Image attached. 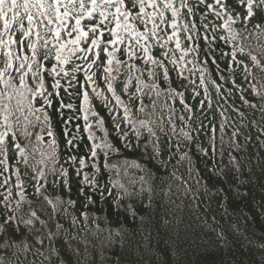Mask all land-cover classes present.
<instances>
[{
    "label": "snow or ice",
    "instance_id": "obj_1",
    "mask_svg": "<svg viewBox=\"0 0 264 264\" xmlns=\"http://www.w3.org/2000/svg\"><path fill=\"white\" fill-rule=\"evenodd\" d=\"M238 3L244 9L243 13L229 10L227 0H195V3L179 0L178 6L176 0H0V56L3 58L0 60V264H79L78 260L66 259L62 250L79 257L81 246H84L86 254L90 244L88 234L95 236L102 231L97 218L90 217L88 212H80L79 216L69 212V208L79 203L78 200L51 197L45 193L49 182L70 192V168H74L76 175L83 177L82 185L86 186L80 190V196L86 199L85 207L96 203L86 188L100 191L101 200L106 192L111 197L112 190L100 185L102 176H98L100 169L96 159L101 152L107 161L112 154H119L122 145L127 155L147 161V165L139 164L135 159L110 165L119 177L109 181L121 190L114 201L117 207L123 198L142 197L145 192L148 193L147 206H151L153 195L170 196L174 184L185 193L192 191L188 183L193 179L190 152L180 150L184 141L190 145L194 140L191 132L195 116L184 100V93L173 87L171 70L165 60L174 65L181 80H188L180 65L193 63L187 59L189 54L199 56L203 51L205 63L216 64L219 68L212 53L219 50L220 45L216 42H223L230 49L222 53L229 75L220 72V81L230 82L232 86L227 89L228 93L239 91L242 103L258 109L264 120V20L253 24L251 30L248 28L257 9L264 13V0H238ZM197 8L203 9L198 23L195 22ZM240 24L242 28L236 27ZM169 28L170 34L167 32ZM181 31L186 47L182 45ZM105 32L110 37L107 40L104 39ZM161 32L165 35H160ZM170 43H174V51L180 52L179 59L169 57L166 50L160 54L164 59L152 54L155 46L168 49ZM209 56H212L210 61ZM73 57L85 64L82 84L75 75L81 70L79 64L71 71L66 69ZM49 59L54 61L50 68L45 65ZM140 61L147 69L151 83L136 75L143 71L137 66ZM124 69L126 71H122ZM237 69H241L243 81L249 84V89L236 83L234 73ZM45 73L52 80L50 88L46 87ZM64 78H70L67 86L61 83ZM72 80H76L78 86L73 85ZM100 80L104 81L106 91L99 90ZM209 82L220 95L224 85L200 69L197 87L203 88L206 99ZM165 84L167 88L163 87ZM70 88L75 89L78 107L64 102L61 92L70 96ZM246 91L258 98V103L246 98ZM153 93L156 99L152 98ZM162 93L170 99L179 97L183 111L178 117L176 110L167 104L157 111ZM199 94L194 88L193 95ZM122 95L127 97L126 102ZM145 98L150 103H146ZM54 99H58V107L53 104ZM93 99L103 100L106 110L122 109V116L111 117L115 143H110L107 138L96 142L94 128H104L106 121L94 110ZM110 100H114L115 105L108 109ZM200 105L203 108L205 101L201 100ZM207 107H211L210 99ZM50 108L61 115L64 109L74 108L82 113V117L77 118L83 119V126L77 125L76 133L68 130L72 116L63 121L65 139L61 143L72 146L78 134L87 133L91 145L86 157L70 155L60 163L52 116L48 112ZM219 114L224 117L221 122L223 131L227 117L223 110ZM240 115L243 117L242 112ZM177 119L183 125L179 130ZM239 133L240 129L234 127L228 145V165L210 169L209 184L214 186L213 176L222 177L229 170L240 169V161L231 151L238 147L235 138ZM261 133L264 134V129ZM161 136L167 138L164 147L161 146ZM21 140L27 143L21 144ZM210 148L213 154L216 151L222 157L225 154L223 139L220 149H216L214 142L210 143ZM198 151L208 154L204 148L198 147ZM36 153L40 159L31 164ZM165 153L168 159L179 154L177 165L187 162V179L177 175L176 166L167 171V162L161 159ZM153 161H159L166 171L159 177V183H156L157 173L161 168ZM21 164L31 169L28 183L22 179L16 166ZM153 168H156L155 172ZM80 217H83L82 226ZM90 219L95 224L91 229ZM62 220L70 221V228H66Z\"/></svg>",
    "mask_w": 264,
    "mask_h": 264
},
{
    "label": "trees",
    "instance_id": "obj_2",
    "mask_svg": "<svg viewBox=\"0 0 264 264\" xmlns=\"http://www.w3.org/2000/svg\"><path fill=\"white\" fill-rule=\"evenodd\" d=\"M233 1L227 0V3L233 2L238 9L237 12L243 13L244 9L238 3V0ZM192 2L195 3V0H192ZM176 3L178 6L179 0H176ZM229 10H232L231 6ZM202 11V8L196 9L195 22H199V14ZM167 15L170 18V13ZM256 16L248 25L249 30L252 29L253 24L264 20V13H261L259 9L256 10ZM149 27L151 26L149 25ZM236 27L242 28L243 25L240 24ZM140 30H143L142 26ZM167 32L170 34L171 29L169 28ZM160 35L164 36L165 34L161 32ZM109 38V35L105 32L104 39ZM180 38L182 45L186 47L187 42L184 40L182 31ZM198 43L202 44L203 42L198 41ZM216 43L220 47L218 51L212 53V56H215L219 68L216 64L205 63L203 51L199 56L196 53H191L187 59L193 61V63L180 65L184 69V76L189 77L188 80H181L174 70V65L165 60L167 67L171 70L170 79L173 82V87L176 88V91L184 93V100L191 106L195 116L192 124L193 131L191 132L194 140L190 145L187 141H184V146L180 150L181 152H190L193 179L189 180L188 183L192 191L185 193L182 188H177L174 184L170 196L165 197L162 193L153 195L151 206H147L148 193L145 192L142 197L123 198L120 201V206L117 207L114 201L115 197L121 194V190L109 181H115L119 177L116 175V169L110 165L133 159L139 164L147 165L145 159L127 155L121 145L118 155L112 154L105 161L103 152H101L96 159L100 169L98 176H102L100 185L110 188L112 196L110 197L106 192L104 199L101 200L100 191L86 188L87 194L91 195L96 203L85 207L86 199L80 196L81 188L86 187L81 183L83 177L77 176L74 168H70L71 191L62 190L61 187L53 186L49 182L45 194L51 197L59 196L63 199L70 197L73 200H78L79 203L74 208H69V212L77 216L80 212L90 213V217L97 218V223L102 231L95 236L91 233L88 234L90 244L87 247L86 254L84 246H81L79 257L62 250V255L66 259L74 262L78 260L79 264H264V134L261 133V129H264V120L261 119L258 109H252L242 103L239 99L241 94L239 91L233 90L232 94L228 93L227 89L232 86L230 82L220 81V72H223L225 76L229 75L226 60L223 58L222 53L230 49L221 41ZM174 48V43H170L168 49H161L157 45L152 49V54L158 59H164L160 54L166 50L169 57L175 56L179 59L180 52L174 51ZM138 55H142V53H138ZM212 56L208 57L209 61ZM122 58L127 59V57ZM240 58L243 59V57ZM2 59V56H0V60ZM52 63L54 61L49 59L45 62V65L50 68ZM76 64L80 65L81 70L75 75L82 84L84 82V71L86 70L84 61L73 57L72 62L66 66V69L71 71V68ZM137 66L143 71L137 72L136 75H141L146 83H151L147 78V69L143 62H138ZM194 69L196 70L194 71ZM200 69L204 70L206 75H210L212 79L224 85L221 94L218 95L213 85L210 82L207 83V97L211 101L210 108L207 107L208 99L205 98L203 88L197 87L200 84ZM93 71H95V68ZM122 71H126V69ZM45 76L46 87L50 88L52 80L47 77L46 73ZM234 78L242 88L249 89V84L243 81L241 69L236 70ZM69 79L64 78L61 83L67 86ZM190 81L195 83L190 84ZM71 83L77 85L76 80H72ZM163 87L167 88L168 85L165 84ZM194 88L200 93L199 95H193ZM99 90L106 91L103 80L99 81ZM88 91L91 93V88ZM69 92L72 95L69 96L61 92L64 102H70L78 107L79 99L75 94V89L70 88ZM244 94L252 103H258V98L249 95L247 91ZM108 95L110 96V94ZM152 98L156 99L154 93ZM122 99L125 102L127 101L126 96L122 95ZM201 100L205 101L203 108L200 105ZM145 102L150 103L147 98H145ZM58 103V99L53 100V104L57 107ZM165 104L176 110L177 117L183 111V105L180 104L179 97L170 99L162 93L158 99L157 111ZM113 105H115V101L110 100L108 109H111ZM93 106L98 115L106 121L104 128H94L96 142L99 143L100 138H107L110 143H115L113 139L115 131L111 125V117L114 115L122 116V109L106 110L104 101L96 99H93ZM233 109H239L240 111L237 112ZM222 110L227 117L223 131H221V122L224 117L219 114ZM48 112L52 116V126L58 142L60 163H64L70 155L86 157L91 145L87 133L78 134V139L72 146L61 143L65 139L63 137L65 131L63 121L72 116L73 119L68 124V130L76 133L77 125L81 128L83 126V119L77 118L82 117V113L76 111L75 108L73 110L64 109L63 115L58 112L54 113L51 108L48 109ZM240 112L243 113V117H241ZM254 121L255 125L253 124ZM201 124L203 125L202 128L200 127ZM176 127L177 130L183 127L179 119L176 120ZM234 127L239 128L240 133L235 138L238 147H233L231 151L232 155L240 161V169L229 170L222 177L213 176L215 181L213 186L208 181V177L212 175L209 170L228 165V145ZM47 139L48 137H45V140ZM166 139V137L161 136L162 147L166 146ZM221 139H223L225 152L223 157L219 151L213 154V150L210 148V143L214 142L216 149H220ZM32 141H35L34 136ZM20 142L21 144L27 143L24 140ZM172 142L175 144V138ZM198 147L207 150L208 154L204 155L198 151ZM39 159L40 156L36 153L35 158L31 159L30 163L35 164ZM161 159L167 162L168 172L172 170L173 166H176L177 175H182L187 179L188 164L185 162L182 165H177L179 154L172 159H168V155L165 153ZM152 163L161 168V171L157 173L156 183H159V177L165 175L166 171L161 167L159 161H153ZM16 166L20 169L22 179L26 183L30 182L31 169L25 168L22 164ZM130 171L132 170L130 169ZM153 171L155 172L156 168H153ZM197 178L199 183H197ZM49 180L51 181V177ZM121 182L124 181L121 180ZM138 187L139 185H137ZM30 193L31 189H29ZM193 193L196 194L193 195ZM80 220L82 226L83 217H80ZM62 223L66 228H70V221L62 220ZM94 227L95 224L90 219L89 228Z\"/></svg>",
    "mask_w": 264,
    "mask_h": 264
},
{
    "label": "rangeland",
    "instance_id": "obj_3",
    "mask_svg": "<svg viewBox=\"0 0 264 264\" xmlns=\"http://www.w3.org/2000/svg\"><path fill=\"white\" fill-rule=\"evenodd\" d=\"M233 1V0H232ZM233 2H235V1H233ZM233 2H228V5H229V7L231 6L232 7V10H234V11H238V9L236 8V5L233 3ZM257 17V16H256ZM258 18V17H257Z\"/></svg>",
    "mask_w": 264,
    "mask_h": 264
}]
</instances>
